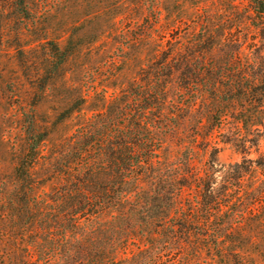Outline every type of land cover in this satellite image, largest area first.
Instances as JSON below:
<instances>
[{"label": "rangeland", "instance_id": "1", "mask_svg": "<svg viewBox=\"0 0 264 264\" xmlns=\"http://www.w3.org/2000/svg\"><path fill=\"white\" fill-rule=\"evenodd\" d=\"M17 1L0 0V264H47L56 254L50 264H72L58 253L75 250L69 237L58 245L61 226L51 223L50 239L49 225L24 214L27 189L14 168L29 114L47 133L29 170L37 204L59 181L61 142L111 97L156 82L181 106L166 156L185 151L198 175L212 172L229 213L212 216L207 234L194 225L185 236L170 231L174 220L162 222L169 232L137 234L139 247L117 264H264V119L243 129L229 115L220 124L209 116L223 106L216 95L227 86L212 85L219 78L264 74V25L251 0H24L26 15ZM195 193L186 188L183 198L194 204Z\"/></svg>", "mask_w": 264, "mask_h": 264}, {"label": "trees", "instance_id": "2", "mask_svg": "<svg viewBox=\"0 0 264 264\" xmlns=\"http://www.w3.org/2000/svg\"><path fill=\"white\" fill-rule=\"evenodd\" d=\"M251 2L264 25V0ZM16 9L28 14L24 0L17 1ZM61 63L59 60L55 67ZM222 77L212 85L227 86L216 95L223 106L211 112L210 118L220 124L229 115L243 129L262 125L264 74L245 76L237 72L230 82ZM179 103L168 100L164 86L158 82L131 86L111 97L103 109L88 117L61 142L53 159L59 181L50 192H44L45 197L37 204L29 170L47 133L38 128L33 113L29 114L24 126L26 150L14 174L27 189L23 204L29 222L49 225L44 229L50 239H54L51 223L61 226L58 239L61 247L67 245L68 237L73 241L74 252L69 256L61 252L59 256L63 259L71 256L72 264L86 261L79 258L81 255L88 257L87 264H117L124 254L133 252V246L139 247L131 240L133 237L146 238L157 231L165 235L168 230L162 222L174 220L179 228L170 231L185 236L197 229L194 225L202 226L201 233L207 234L209 228L205 226L212 216L228 215L223 210L228 201L217 197L208 179L212 172H206L204 177L198 175L189 165L192 158L185 151L175 160L166 156L167 138L176 129L173 120L180 112ZM233 103L240 107L231 112L224 110ZM248 104L253 106L247 107ZM186 188L196 191L195 200L191 199L194 204L186 202L190 198H183ZM195 219L196 224L192 223ZM142 247L148 248L149 243L143 242ZM53 257L57 254L47 256L44 261L50 264Z\"/></svg>", "mask_w": 264, "mask_h": 264}]
</instances>
